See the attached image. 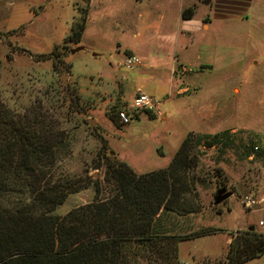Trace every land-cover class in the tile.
Wrapping results in <instances>:
<instances>
[{
	"label": "rangeland",
	"instance_id": "374dc122",
	"mask_svg": "<svg viewBox=\"0 0 264 264\" xmlns=\"http://www.w3.org/2000/svg\"><path fill=\"white\" fill-rule=\"evenodd\" d=\"M182 6L193 8L191 19L182 20ZM83 15L80 39L69 38ZM219 15L231 21L202 26ZM182 30L187 49L177 55L190 73L180 79L178 67L171 71L168 39ZM216 45L222 65L199 70L215 62ZM124 54L141 65L127 67ZM137 91L159 101V113L139 112L125 125L112 120ZM0 102L16 114L36 111L53 133L70 137L52 174L92 180L54 214L93 200L107 160L136 174L152 172L169 164L188 133L228 130L229 147L195 151L198 211L175 217L174 226L192 232L178 243L177 264H227L231 241H242L236 234L254 231L243 226L246 219L264 222V0H0ZM221 187L232 195L214 205ZM246 195L257 201L251 208L241 204ZM207 228L216 230L200 236ZM255 229L264 232V225ZM263 261L259 254L242 264ZM154 262L139 257L133 264Z\"/></svg>",
	"mask_w": 264,
	"mask_h": 264
},
{
	"label": "trees",
	"instance_id": "16d2710c",
	"mask_svg": "<svg viewBox=\"0 0 264 264\" xmlns=\"http://www.w3.org/2000/svg\"><path fill=\"white\" fill-rule=\"evenodd\" d=\"M181 16L191 19L193 8ZM84 23L83 15L69 38L79 40ZM110 117L121 124L117 112ZM46 123L36 111L16 114L0 102V264H133L139 257L177 264L178 243L192 232L173 229L175 217L198 211L192 197L195 151L201 145L229 147L230 132L188 133L169 164L152 172L136 174L124 162L107 160L102 180H94L93 200L57 215L68 195L92 180L52 174L71 140ZM237 236L242 241H231L227 264L264 251V234Z\"/></svg>",
	"mask_w": 264,
	"mask_h": 264
},
{
	"label": "crops",
	"instance_id": "0c3cea01",
	"mask_svg": "<svg viewBox=\"0 0 264 264\" xmlns=\"http://www.w3.org/2000/svg\"><path fill=\"white\" fill-rule=\"evenodd\" d=\"M227 3V2H226ZM230 3H232V2H230ZM182 5V4H181ZM180 5V6H181ZM187 7H189V6H187ZM184 9V7L182 6V8H181V11ZM220 9H221V7H220ZM246 10V9H245ZM182 17V16H181ZM225 17H227V16H225ZM245 18V17H244ZM241 15L239 16H237V18H234V19H237V20H243L244 19ZM182 20H184L183 18H182ZM189 20V19H188ZM213 21H218V22H222V21H225V22H227V21H231V19H225L224 18V16H222V15H219L218 17H214L212 20H209L208 19V21L207 20H205L204 19V21H203V24H202V26L205 28V29H208L209 28V26L212 24V22ZM184 33H188V31H186V30H182V31H179L178 33H176V34H174V35H171V38L170 39H168L169 41H168V44H169V46H170V48H172L174 51H172L173 52V62H172V66H171V71H172V73H173V75H176L177 73H176V68L178 67L179 69L178 70H180V75H181V77H180V79H183L185 76H186V74L187 73H190L189 72V70H187L186 69V67L182 64V63H180V61L178 60L179 58H178V52H179V50H181V49H183V50H186L187 49V46L186 45H184L185 43L184 42H182V40H181V38H179V36L180 35H184ZM237 32L235 31L234 32V35L236 34ZM178 39H180V40H178ZM204 47L207 49V43H204ZM212 48H213V51H214V54H215V62L214 63H208V64H205V65H202V66H200L199 67V70H205V69H210V70H213V69H216V68H218L219 66H221L222 64L221 63H218V60H219V58H220V54H219V52L217 53V50H221V47H219V46H212ZM125 56H126V54H124V58H125ZM255 64L257 65V64H259V62L258 61H256L255 62ZM141 65V64H140ZM187 88V87H186ZM185 88H181V89H179V91H183ZM233 90L236 92V93H238L239 92V89H238V87L237 86H235L234 88H233ZM138 92V91H137ZM136 94V93H135ZM135 96V95H134ZM133 96V97H134ZM132 97V98H133ZM236 127H231L230 128V131H234V130H236L235 129ZM260 222H263V220L262 219H259L258 220V223L255 225V223H253V221H249V220H247L246 219V223H244V227L246 226V225H248L249 227H253L254 228V231L255 232H258V233H262V234H264V232H261L260 230H256L255 229V226H263L264 225V222L262 223V224H260ZM173 229H175V230H180V231H182V229L180 228V226H179V223H178V225L177 226H173ZM230 240L231 239H228V242H230ZM195 247H193L192 249H194ZM190 250V249H189ZM193 251H191L190 250V254L192 253ZM201 254V253H200ZM201 256H203V255H201ZM206 256H208V255H206ZM261 256L264 258V251L261 253ZM260 264H264V261L263 262H261Z\"/></svg>",
	"mask_w": 264,
	"mask_h": 264
},
{
	"label": "built area",
	"instance_id": "2783aa9c",
	"mask_svg": "<svg viewBox=\"0 0 264 264\" xmlns=\"http://www.w3.org/2000/svg\"><path fill=\"white\" fill-rule=\"evenodd\" d=\"M124 62L127 67L141 64L139 59L133 55H126ZM158 104L159 101L155 98L142 91H138L130 103L124 105L117 111V118L121 124H128L139 112L159 113L157 109ZM256 203L257 201L251 195H246L241 200V204L246 208H251ZM262 223L260 222V224Z\"/></svg>",
	"mask_w": 264,
	"mask_h": 264
},
{
	"label": "water",
	"instance_id": "95a60500",
	"mask_svg": "<svg viewBox=\"0 0 264 264\" xmlns=\"http://www.w3.org/2000/svg\"><path fill=\"white\" fill-rule=\"evenodd\" d=\"M81 47L75 48L73 50H71L72 53L76 52L77 50H80ZM66 84V92L68 91V84ZM89 126L91 127L92 131L95 133L96 132V128L93 125L92 120L89 121ZM232 195L231 191H228L226 188L221 187L219 189L216 190L214 197H213V203L214 205H219L222 202H224L226 199H228L230 196ZM249 230H253V227H249Z\"/></svg>",
	"mask_w": 264,
	"mask_h": 264
}]
</instances>
